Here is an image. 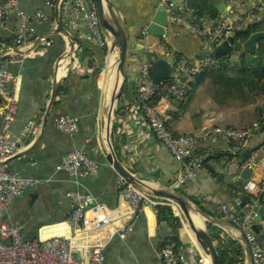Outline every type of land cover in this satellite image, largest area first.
I'll list each match as a JSON object with an SVG mask.
<instances>
[{"label": "crops", "instance_id": "1", "mask_svg": "<svg viewBox=\"0 0 264 264\" xmlns=\"http://www.w3.org/2000/svg\"><path fill=\"white\" fill-rule=\"evenodd\" d=\"M111 1L123 19L129 48L125 65L128 80L108 113L109 140L116 156L138 178L154 186H173L180 170V162L150 133L142 118L135 90V79L142 59L148 54L135 41L141 28L146 26L156 10L158 0ZM19 3L30 15L38 10H43L48 15V21L32 25L38 33L46 35L51 41L49 46L41 43L34 45L40 50L34 56L17 58L27 46L13 49L12 55L15 58L9 64L11 72H20L22 75L17 120L11 128L18 132L29 118H35L40 126L37 135L23 141L12 159V167L24 175L44 181L36 184L32 192L9 203L5 209V218L22 224L25 235L32 238L41 226L55 224L66 218L68 200L65 192L74 184L65 172L55 168L66 152L83 148L89 156L100 161V168L96 172L81 178L82 186L91 191L99 201L114 207L118 203L119 192L116 185L117 173L105 161L97 137L96 117L102 99L101 81L107 52L90 43L85 28L77 33H68L72 38L70 42L64 34L56 32L55 12L46 9L43 0H19ZM219 5H222V9L226 8L228 0H217V7ZM257 5L259 12L264 15V1ZM205 18V21L210 20ZM15 26V20L10 19L8 27L2 31L0 53L11 44L10 33ZM171 31L172 28H169L165 38L150 37V41L157 43L161 40L177 55L196 64L197 59L205 52L202 37L179 30L172 36ZM108 41L110 47L109 37ZM259 46L260 43L256 50ZM67 50L69 55L65 57ZM239 51L237 55L242 52ZM254 61L255 55L249 58L251 67L255 65ZM263 77L264 70L246 69L242 74V90L222 104L215 101L213 90L208 86V80H205L191 86L183 102L173 103L167 118L168 127L173 134L197 136L196 149L199 154L204 155L207 165L211 167L209 171L203 166L192 181L179 188L193 202L200 201L204 209L194 203L207 214L208 218H203L207 229V225L214 226L219 229L220 234L237 242L241 227L232 221L231 216L234 214L225 210L222 202L230 192L249 196L243 190L242 183L236 181L237 176L252 161H261L264 165V92L260 86ZM55 81H60V84L50 105ZM60 115L74 116L78 120L79 128L76 133L66 135L53 127V118ZM253 123H259L260 128L248 138L240 154L230 153L225 143L214 140L201 131L207 124L246 129ZM2 126L0 121V128ZM259 176L260 168L256 166L252 170V177L258 179ZM31 193H35V197L32 198ZM259 204L264 205V192ZM173 206L177 210L173 212L181 223L176 231L170 222L159 224L155 210L145 207L135 228L125 240L114 238L106 245L104 264H161L157 248L169 241L178 242L182 246L187 254V264H198L194 233L180 209ZM174 232L176 241L173 238ZM261 233V244L264 246V229ZM243 253V264H252L244 249Z\"/></svg>", "mask_w": 264, "mask_h": 264}, {"label": "built area", "instance_id": "2", "mask_svg": "<svg viewBox=\"0 0 264 264\" xmlns=\"http://www.w3.org/2000/svg\"><path fill=\"white\" fill-rule=\"evenodd\" d=\"M264 0H228V5L219 12L216 19L197 15L190 6V0H158L164 6L167 26L166 32L160 36L165 38L169 28L171 35L177 31L196 34L203 39L205 52L197 59V63L184 56H176V52L165 42L150 41L149 32L143 26L137 35L136 44L148 54L135 79L137 100L140 104L143 120L150 133L163 145L171 156L180 162V170L173 186L181 187L192 181L198 170L203 169L204 155L195 153L196 135H175L167 124L168 112L173 103L183 102L196 75L202 66L212 61L213 50L219 42L234 36L236 29L245 27L248 22L257 23L261 19L249 12ZM57 0H43L46 9L54 11ZM60 17L63 28L68 33H77L86 29L90 43L107 52L108 37L101 27L94 0H62ZM48 15L38 10L30 15L21 7L19 0L0 1V37L8 27V21L14 19L16 26L11 30V44L0 53V264H104V250L114 238L125 240L135 228L137 219L145 207L167 204L159 197L149 195L127 182L118 173V203L109 207L89 190L82 186L81 178L96 172L100 161L89 156L83 148H74L66 152L56 165V169L65 172L74 184L65 192L68 200L66 218L55 224L41 226L35 237L25 235L20 223H13L5 218V209L15 198L32 192L42 179L24 175L12 167V159L24 140H30L40 131L35 118H29L18 132L12 130L17 120L19 92L22 75L11 72L9 64L14 61L12 50L27 46L17 58L34 56L40 50L34 45L41 43L49 46L51 41L46 35L38 33L33 23L48 21ZM30 52V54H27ZM107 54V53H106ZM10 55V56H9ZM168 56L173 59V67L166 81L153 84L148 74L151 60ZM53 127L59 132L72 135L79 128L74 116L60 115L53 118ZM260 128L253 123L249 128H234L224 125L207 124L202 133L214 140L226 144L232 154H240L245 148L248 138ZM264 163V159H262ZM252 170L258 166V179L252 175L243 181L242 188L249 195L254 205L259 204L264 192V165L261 161L247 164ZM210 173V172H209ZM195 199V198H194ZM171 204V203H170ZM224 209L226 206L223 204ZM232 221L241 227L250 245L251 263L264 264V246L254 237L246 218L240 220L234 215ZM199 256L198 264H203V253L195 247ZM157 256L161 264H187V254L182 246L174 241L166 242L157 248Z\"/></svg>", "mask_w": 264, "mask_h": 264}, {"label": "water", "instance_id": "3", "mask_svg": "<svg viewBox=\"0 0 264 264\" xmlns=\"http://www.w3.org/2000/svg\"><path fill=\"white\" fill-rule=\"evenodd\" d=\"M62 0H57L54 8L56 27L55 31L66 36L69 42L71 41V36L67 31L63 29L62 22L60 20V4ZM99 22L101 27L104 29L105 34L110 38V47L107 51L103 73L106 69V59L107 55L115 51L116 53V70L120 77V81L117 87L109 99L108 106L104 103V89L102 93L101 103L99 105L98 114L96 117L97 123V137L103 153L105 161L127 182L134 185L138 189L145 191L149 195L155 197L166 198L170 201L177 203L183 210L184 214L189 220L192 229L195 231L196 236L200 242V245L204 252L208 254L211 258L212 264H220L218 253L215 248V244L211 239L208 229L206 228L204 222L203 229H197L192 220L190 219L189 212L196 213L198 216L203 218H208L207 214L197 206L190 198L176 189L174 186H154L145 180L138 178L133 174L116 156L111 142L108 137V127L110 117L108 113L111 112V106L114 100L119 96L122 89L124 88L128 75L125 70L127 52L129 48L128 34L126 27L124 25L123 19L121 18L119 11L115 8L111 0H94ZM219 11H222V5L218 6ZM167 19L165 14L164 6L161 4L157 5L156 10L151 16L150 20L147 22L146 27L149 32L155 36H161L166 32ZM240 29H244L240 27ZM49 39V37H48ZM261 39H264V30H259L252 32L242 43L235 42L234 36L230 35L227 40H223L216 44L213 50V57H224L230 56L232 52L242 50L244 53H253L256 50L257 44ZM71 44V43H70ZM72 52L71 48H68ZM68 50L65 52L64 56H68ZM10 56V55H9ZM63 56V57H64ZM173 67V59L164 56L155 60H151V64L148 66V74L153 81V84H159L166 81L171 73ZM60 81L55 83L52 88L51 97L49 104L51 105L54 101L56 93L59 88ZM49 105V106H50ZM105 135V137H104ZM107 143V144H106ZM108 145V146H106ZM252 175V168L248 166L242 170V172L237 176L236 181L243 183L244 180L248 179ZM30 196L35 197V193H31ZM169 201V202H170ZM171 203V202H170ZM226 208L225 210H230L231 213L235 215L238 219H247L249 223V229L254 237L261 242V230L264 229V205L257 204L254 205L251 198L244 193L230 192L228 197H226L222 202ZM173 204V203H171ZM261 221V222H260ZM239 228V227H238ZM240 237L238 238L239 243L245 250L246 256L251 260L250 245L245 236L244 231L239 228Z\"/></svg>", "mask_w": 264, "mask_h": 264}, {"label": "trees", "instance_id": "4", "mask_svg": "<svg viewBox=\"0 0 264 264\" xmlns=\"http://www.w3.org/2000/svg\"><path fill=\"white\" fill-rule=\"evenodd\" d=\"M190 6L195 10L198 16L216 19L219 14L217 0H190ZM259 8L254 7V11ZM264 30V17L257 23H251L244 29H236L234 32L235 42H243L252 32ZM260 46L254 53H240L239 58L230 61V56L212 57V61L202 66L200 72L196 75L191 86H195L205 80H208L213 96L217 103L222 104L224 101L233 98L243 88L242 74L246 69L253 71L264 70V39L259 41ZM255 55V65L251 67L249 58ZM177 57L179 55L176 54ZM261 89L264 92V77L261 81ZM1 101V99H0ZM230 151V149H227ZM197 153V150L195 151ZM203 166L210 171L211 167L207 165L206 159L203 160ZM186 194L182 188H178ZM187 195V194H186ZM202 209L200 201L194 200ZM159 224L170 222L175 231L180 227L179 217L174 214L170 204H159L153 207ZM211 239L215 242V248L218 253L220 264H243V248L239 242L231 237L220 234L218 228L207 225ZM177 240L176 233L173 235ZM178 243V242H177Z\"/></svg>", "mask_w": 264, "mask_h": 264}, {"label": "bare ground", "instance_id": "5", "mask_svg": "<svg viewBox=\"0 0 264 264\" xmlns=\"http://www.w3.org/2000/svg\"><path fill=\"white\" fill-rule=\"evenodd\" d=\"M116 53L115 51H112L110 52L108 55H107V59H106V69L104 71V73H102V81H101V86L103 87L104 89V103H105V106H108V101L114 91V88L117 87L119 81H120V77L117 73V70H116ZM58 82V81H57ZM55 81V83H57ZM105 137V135H104ZM107 144V143H106ZM108 146V145H106ZM161 200H164L165 202H169L170 200L166 199V198H162V197H159ZM171 203H173V205L177 206L178 209H180L182 215L184 216V218L186 219L188 225L190 226L192 232L194 233V240L193 242H195V247L199 248L202 253H203V260H202V263L203 264H212L211 262V258L208 254H206L204 252V250L202 249L201 245H200V242L196 236V233L195 231L192 229L190 223H189V220L188 218L186 217V215L184 214L183 210L180 208V206L173 202V201H170ZM189 216H190V219L192 220L194 226L197 228V229H203L204 228V224H203V219L198 216L196 213H192L191 211L189 212Z\"/></svg>", "mask_w": 264, "mask_h": 264}, {"label": "rangeland", "instance_id": "6", "mask_svg": "<svg viewBox=\"0 0 264 264\" xmlns=\"http://www.w3.org/2000/svg\"><path fill=\"white\" fill-rule=\"evenodd\" d=\"M258 6V5H257ZM256 6V7H257ZM249 12H251L253 15H255V16H258L260 19L262 18V17H264V15H262L260 12H259V10L258 11H254V7H252L251 9H249ZM251 23H254V22H248L246 25H245V27H243V28H246V26L247 25H249V24H251ZM151 37V39H155V37L156 36H154V35H151L150 36ZM238 43H242L241 41L240 42H238ZM238 52H240V51H238ZM238 53L236 52V51H234V52H232V55L230 56V61H232V59L233 60H235V59H237L238 58V56L239 55H237ZM235 56V57H234ZM208 86H210V85H208ZM171 205V207H172V209L175 211V212H177V210H176V208L173 206V204H170ZM178 214V213H177ZM181 218V217H180ZM194 244V243H193ZM197 254H199L198 252H197ZM198 258H199V256H198Z\"/></svg>", "mask_w": 264, "mask_h": 264}]
</instances>
